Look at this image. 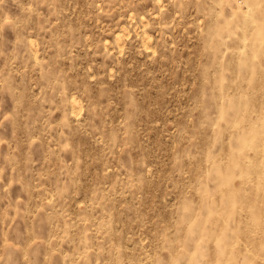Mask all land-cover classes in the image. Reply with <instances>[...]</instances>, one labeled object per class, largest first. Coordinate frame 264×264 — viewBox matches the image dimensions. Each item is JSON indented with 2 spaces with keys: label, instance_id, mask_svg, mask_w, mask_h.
<instances>
[{
  "label": "rangeland",
  "instance_id": "obj_1",
  "mask_svg": "<svg viewBox=\"0 0 264 264\" xmlns=\"http://www.w3.org/2000/svg\"><path fill=\"white\" fill-rule=\"evenodd\" d=\"M0 264H264V0H0Z\"/></svg>",
  "mask_w": 264,
  "mask_h": 264
}]
</instances>
